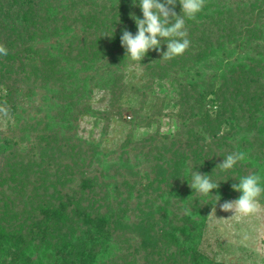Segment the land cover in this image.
Segmentation results:
<instances>
[{
    "label": "trees",
    "instance_id": "trees-1",
    "mask_svg": "<svg viewBox=\"0 0 264 264\" xmlns=\"http://www.w3.org/2000/svg\"><path fill=\"white\" fill-rule=\"evenodd\" d=\"M135 2L0 0V107L13 118L0 129V264H226L200 247L213 207L241 195L231 185L250 174L264 183V0H206L185 17L182 55L150 50L141 62L120 43L124 28L137 32L131 14L143 18ZM133 64L144 83L127 82ZM166 81L174 134L129 132L109 151L79 136L83 114L105 135L131 97L140 102L127 123L149 111L151 128ZM96 88L108 109L88 103ZM238 151L244 161L216 168ZM194 171L219 188L195 193Z\"/></svg>",
    "mask_w": 264,
    "mask_h": 264
},
{
    "label": "rangeland",
    "instance_id": "rangeland-1",
    "mask_svg": "<svg viewBox=\"0 0 264 264\" xmlns=\"http://www.w3.org/2000/svg\"><path fill=\"white\" fill-rule=\"evenodd\" d=\"M128 83H144V72L141 66L133 64L127 69ZM160 99L164 98L167 105L163 115H158L157 124L146 127L148 112L141 113L136 126L129 122L132 118L130 110L138 106L139 99L131 97L125 102L123 114L114 118L108 132L104 135L105 122L95 119L89 114H83L79 120V136L100 143L103 150L109 151L119 147L127 133L132 132L139 138L153 133L157 128L161 133L174 134L179 126L178 108L171 101L175 97L174 89L168 81L163 82L156 89ZM110 94L108 91L96 88L89 104L96 110H106L109 106ZM159 101V99L157 100ZM124 117L126 120L122 119ZM13 124V118L7 109L0 107V129L6 131ZM215 214H211L207 223L206 232L201 243V251L212 259L226 264H264V205L260 203V210L253 215L242 217L234 216L231 212H223L217 206Z\"/></svg>",
    "mask_w": 264,
    "mask_h": 264
},
{
    "label": "clouds",
    "instance_id": "clouds-1",
    "mask_svg": "<svg viewBox=\"0 0 264 264\" xmlns=\"http://www.w3.org/2000/svg\"><path fill=\"white\" fill-rule=\"evenodd\" d=\"M134 6L136 5L133 0ZM177 2L181 6V14H177L175 7ZM206 4V0H138L142 17L131 14L135 21L137 32L133 34L127 28L122 30L120 36L121 46L125 49L126 57L132 61L141 62L150 50L160 53L162 59L171 60L182 55L190 46L187 39L185 17L195 19ZM167 41V50L162 51V41ZM7 49L0 44V55H7ZM244 152H234L226 156L216 168L221 171L231 170L238 162L244 161ZM220 183L213 182L210 175L198 171L191 172L189 187L195 193L207 196L212 195V190L218 189ZM232 189L241 195L234 200H225L219 203L221 197L216 196V204L223 212H231L234 216L247 217L256 214L260 210V197L264 195V183L258 174H250L242 177L239 183H233ZM215 204V205H216ZM215 206L212 213L215 214ZM185 214L191 211L186 209ZM210 214V215H211Z\"/></svg>",
    "mask_w": 264,
    "mask_h": 264
}]
</instances>
